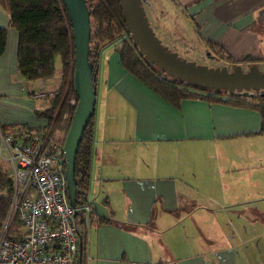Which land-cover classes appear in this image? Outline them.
I'll list each match as a JSON object with an SVG mask.
<instances>
[{"label": "crops", "instance_id": "1", "mask_svg": "<svg viewBox=\"0 0 264 264\" xmlns=\"http://www.w3.org/2000/svg\"><path fill=\"white\" fill-rule=\"evenodd\" d=\"M164 2L201 41L218 43L211 48L221 61L264 69V0ZM0 28V124L4 132L42 127L35 110L50 105L60 78L29 85L19 72V32L2 0ZM89 61L95 153L86 197L128 226L80 213L84 264H264L261 113L200 98L175 107L129 74L113 46L100 52L99 69Z\"/></svg>", "mask_w": 264, "mask_h": 264}, {"label": "trees", "instance_id": "2", "mask_svg": "<svg viewBox=\"0 0 264 264\" xmlns=\"http://www.w3.org/2000/svg\"><path fill=\"white\" fill-rule=\"evenodd\" d=\"M2 1L9 11L11 26L19 32L18 70L26 80L45 81L54 77L57 72L55 58L57 56L61 58L57 93L50 99V105L47 108L35 110V115L44 119L46 123L42 127L50 129L53 138L64 144L77 107L70 103V98L75 97L78 100L74 85V31L68 9L63 0ZM84 1L91 17L89 56L93 58L96 68L99 69L100 52L107 46H113L120 56L122 67L173 106H180L184 99L200 98L210 102L254 109L261 113V130L264 132V90H251L252 95H244L239 90L233 94L225 90L214 93L213 90H200L198 87L186 85L180 80L173 82L170 76L162 74L155 65H148L145 57L140 55L138 47L134 45L130 34L127 33L126 21L119 0ZM6 34L7 30L0 28V55L5 51ZM204 42L213 49L218 46V43L212 39H204ZM243 61H256V59L246 57ZM0 128L6 131L4 125L0 124ZM94 153L95 113L89 118L78 144L73 167L78 203L67 192L71 204L81 205L88 200L86 195L91 182ZM13 194V175L9 167L0 165V228L10 212ZM94 213L92 211L88 213V216H96ZM96 218L99 224L128 226L127 223H118L113 218L98 216ZM20 235H22V223L14 217L8 230V236L18 237ZM84 249L85 246L81 240L75 264H84L82 253Z\"/></svg>", "mask_w": 264, "mask_h": 264}, {"label": "built area", "instance_id": "3", "mask_svg": "<svg viewBox=\"0 0 264 264\" xmlns=\"http://www.w3.org/2000/svg\"><path fill=\"white\" fill-rule=\"evenodd\" d=\"M77 102L70 98L72 105ZM63 145L44 127L0 128V148L14 180L12 206L0 228V264H75L82 240L78 215L94 211V200L69 202ZM14 217L22 223L18 237L8 236Z\"/></svg>", "mask_w": 264, "mask_h": 264}, {"label": "water", "instance_id": "4", "mask_svg": "<svg viewBox=\"0 0 264 264\" xmlns=\"http://www.w3.org/2000/svg\"><path fill=\"white\" fill-rule=\"evenodd\" d=\"M73 25L75 46L74 85L78 96L76 111L71 127L66 135L63 150L66 158V179L69 194L73 199L75 181L73 167L78 144L82 132L95 113L96 92L93 81V67L89 61L91 17L84 0H63ZM126 21L127 33L139 49L141 56L145 57L148 65H155L162 74L172 78L173 82L183 81L186 85L198 87L200 90H221L233 94L236 90L244 95H252L251 90H264V71L258 63L250 64L244 69L237 64L233 70L225 66L208 67L199 65L195 61L180 58L177 53L171 52L162 45L151 28L144 7L145 0H119ZM75 7L78 8L76 12ZM81 13V15L79 14ZM77 20V25L73 21ZM88 199V198H87ZM73 203V201H72ZM95 214L110 218L109 209L99 201H93Z\"/></svg>", "mask_w": 264, "mask_h": 264}, {"label": "rangeland", "instance_id": "5", "mask_svg": "<svg viewBox=\"0 0 264 264\" xmlns=\"http://www.w3.org/2000/svg\"><path fill=\"white\" fill-rule=\"evenodd\" d=\"M145 10L147 11V18L149 20L151 28L154 30L157 38L162 42V45L168 47L171 52L178 54L180 58L188 61H195L199 65H205L208 67L225 66L229 70H233L235 64L224 63L215 54V51L206 42L200 40L195 30L194 23L185 21V18H179L173 9L167 6L164 0H146L144 3ZM76 12L78 8L75 7ZM81 15V13H79ZM77 25V20L73 21ZM56 63V76L54 80L60 78L61 58L57 56L55 58ZM92 65V62H91ZM250 64H242L244 69H249ZM261 67V65H260ZM261 70L264 69L261 67ZM31 85V82L28 81ZM40 83L38 82L37 85ZM30 87V86H27ZM57 85L50 89V92L55 93ZM41 91V90H40ZM50 92H48L49 97ZM27 95V94H26ZM28 96V95H27ZM44 97V98H49ZM31 130H38L37 128H31ZM6 153L0 148V165L9 166L5 159Z\"/></svg>", "mask_w": 264, "mask_h": 264}, {"label": "bare ground", "instance_id": "6", "mask_svg": "<svg viewBox=\"0 0 264 264\" xmlns=\"http://www.w3.org/2000/svg\"><path fill=\"white\" fill-rule=\"evenodd\" d=\"M77 99V98H76ZM76 107V106H75ZM68 187V186H67ZM68 191V190H67ZM69 194V193H68ZM94 212V211H93Z\"/></svg>", "mask_w": 264, "mask_h": 264}, {"label": "flooded vegetation", "instance_id": "7", "mask_svg": "<svg viewBox=\"0 0 264 264\" xmlns=\"http://www.w3.org/2000/svg\"><path fill=\"white\" fill-rule=\"evenodd\" d=\"M145 2H146V0H145Z\"/></svg>", "mask_w": 264, "mask_h": 264}]
</instances>
